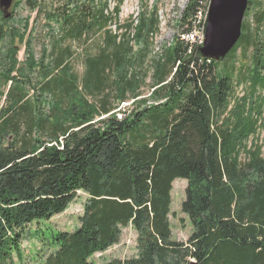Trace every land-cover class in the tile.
<instances>
[{
    "label": "trees",
    "instance_id": "trees-1",
    "mask_svg": "<svg viewBox=\"0 0 264 264\" xmlns=\"http://www.w3.org/2000/svg\"><path fill=\"white\" fill-rule=\"evenodd\" d=\"M23 1L38 4L19 0L16 6ZM95 2L77 3L73 13L53 9L65 11L55 14L60 41L46 55L48 63L45 55L37 61L29 53L25 65L14 43L24 37L7 27L12 16L0 9V42L10 40L6 51L0 47V85L11 84L0 91L7 100L0 106V264H15L31 225L66 211L80 191L88 198L78 228L35 232L54 249L39 264H97L95 254L118 244L130 225L138 233L137 256L106 264H264V151L247 145L264 96L239 99L230 108L236 67L228 64L240 45L264 47L263 4L257 3L254 25L244 22L239 42L217 62L200 57L199 45L185 37L202 13L201 0H190L179 20L187 26L184 38L154 59L146 94L141 89L150 69L136 71L132 41L148 43L159 30L158 13L130 22L120 34L109 29L114 14L105 11L107 3L98 9ZM103 30L98 51L83 57L80 76L71 63L73 43ZM146 54L136 58L143 62ZM262 57L255 52L252 97L264 88ZM36 72L43 83L31 98L26 85ZM133 99L118 118L116 109ZM179 178L188 182L182 211L194 227L187 241L172 237Z\"/></svg>",
    "mask_w": 264,
    "mask_h": 264
},
{
    "label": "rangeland",
    "instance_id": "rangeland-1",
    "mask_svg": "<svg viewBox=\"0 0 264 264\" xmlns=\"http://www.w3.org/2000/svg\"><path fill=\"white\" fill-rule=\"evenodd\" d=\"M85 1L87 0H75L73 4H70V0H38V4L34 8L26 1H23L19 6L15 5L12 18L8 22L7 27L18 29L19 34L24 37H17L14 42L18 47V59L21 64L25 65L29 53H31L37 61L42 59L44 55H49L52 52L55 41H60L62 35L61 22L57 21L55 14L65 11H52L53 9L62 10L64 8L67 12L73 13L74 11L70 10L75 9L77 3H84ZM189 2L190 0H96L94 7L98 9L107 3L105 11L114 14V20L110 24L109 29L120 34H123L127 30L126 25L130 22L137 25L141 19H149L154 11L158 13L160 20L159 30L155 31L150 36L148 43L138 42L136 40L132 41L135 51V59L133 60L135 62L134 67L136 71L139 72L143 68L150 69L145 80L146 85L141 89L143 93L148 94L150 91L152 82L151 75L153 72L151 65L154 59L162 53L165 46L171 45L176 37H180L181 39L184 38V29H186L187 26H181L179 20L183 17ZM258 2H261L264 7V0H249L244 22H249L254 25V17L252 15L258 7ZM209 4L210 0H201L202 13L198 16V21H196V25H198L196 30L198 31H201L205 26ZM118 5L121 6L119 14L115 11ZM92 19L91 17L88 18V20ZM128 33L133 36L135 34V28L128 30ZM105 35V30H103L90 35L83 44H79V42L73 43L74 56L71 59V63H73L75 71L80 76L83 75L85 69L83 57L87 53H96ZM9 41V37L7 36L4 42H0L2 50H7ZM262 42H264V31L262 32ZM256 46L257 45L250 46L248 49H245L242 45L238 46L234 53V57L228 62L230 66L235 65L236 67L233 76L234 99L230 108H232L239 99L245 97L249 99V97H251L254 100L259 95L261 97L264 96V88L261 85L257 87L255 96H251L253 83L252 72L255 65L253 58L255 52L262 54V58L264 59V47L258 45L259 47L257 48ZM145 50H147V54L144 63V61H138L136 56L140 51L145 52ZM245 51L246 55H244ZM1 58L2 55H0V59ZM48 61L49 59L46 56V62L48 63ZM142 65L143 68L141 67ZM222 68L223 65L220 66V69ZM0 69L3 70L1 65ZM262 75H264V69ZM41 83H43L41 74L36 72L35 75H33L32 84L26 85L31 98L37 95ZM10 85V83L8 86L0 85V91L7 93ZM48 101H50V99ZM48 101L44 105L46 111H48L50 107ZM129 102L130 105L127 109L133 107L134 102ZM6 105V97H0V106L6 107ZM257 105H261L262 108L261 114H258V129L256 133L250 135L247 140V145L249 148L260 146L264 151V103L262 102ZM187 185V180L182 178L177 179L173 184V201L170 220L173 231L172 237L177 241H187L194 231L191 219L182 211V203L186 199ZM87 198V193L80 191L77 198L69 205L66 211L54 216L49 221L41 224H32L22 244V256L15 253L13 256L14 263L39 264L44 261L54 249L48 246V237H46V240L44 238L42 240L35 232L41 228L49 231H74L80 226V218L84 213V205ZM137 237L138 233L132 225L125 227L118 244L112 246L107 251L96 253L92 259L97 264H106L114 258L125 259L137 256Z\"/></svg>",
    "mask_w": 264,
    "mask_h": 264
},
{
    "label": "water",
    "instance_id": "water-1",
    "mask_svg": "<svg viewBox=\"0 0 264 264\" xmlns=\"http://www.w3.org/2000/svg\"><path fill=\"white\" fill-rule=\"evenodd\" d=\"M17 0H0L5 18L13 14ZM249 0H210L204 26V41L198 46L202 58L222 62L239 42ZM190 264H197L195 260Z\"/></svg>",
    "mask_w": 264,
    "mask_h": 264
},
{
    "label": "built area",
    "instance_id": "built-area-1",
    "mask_svg": "<svg viewBox=\"0 0 264 264\" xmlns=\"http://www.w3.org/2000/svg\"><path fill=\"white\" fill-rule=\"evenodd\" d=\"M186 39L192 41L193 43H197L198 45L204 41V28L201 31L195 30L194 32L185 35ZM130 105V102L122 103L118 109H116V114L118 118L122 119L124 117L125 111L127 107Z\"/></svg>",
    "mask_w": 264,
    "mask_h": 264
},
{
    "label": "crops",
    "instance_id": "crops-1",
    "mask_svg": "<svg viewBox=\"0 0 264 264\" xmlns=\"http://www.w3.org/2000/svg\"><path fill=\"white\" fill-rule=\"evenodd\" d=\"M90 101H92V98H90ZM131 101H134V99H133V100H131Z\"/></svg>",
    "mask_w": 264,
    "mask_h": 264
}]
</instances>
